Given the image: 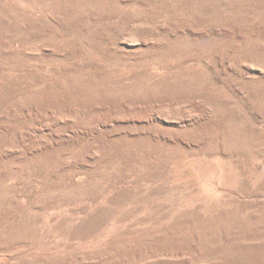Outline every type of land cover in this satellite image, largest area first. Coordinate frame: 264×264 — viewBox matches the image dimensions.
Returning <instances> with one entry per match:
<instances>
[{"label": "rangeland", "instance_id": "rangeland-1", "mask_svg": "<svg viewBox=\"0 0 264 264\" xmlns=\"http://www.w3.org/2000/svg\"><path fill=\"white\" fill-rule=\"evenodd\" d=\"M0 264H264V0H0Z\"/></svg>", "mask_w": 264, "mask_h": 264}]
</instances>
